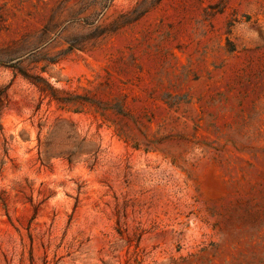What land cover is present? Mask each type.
Instances as JSON below:
<instances>
[{
    "label": "rangeland",
    "instance_id": "374dc122",
    "mask_svg": "<svg viewBox=\"0 0 264 264\" xmlns=\"http://www.w3.org/2000/svg\"><path fill=\"white\" fill-rule=\"evenodd\" d=\"M0 264H264V0H0Z\"/></svg>",
    "mask_w": 264,
    "mask_h": 264
}]
</instances>
